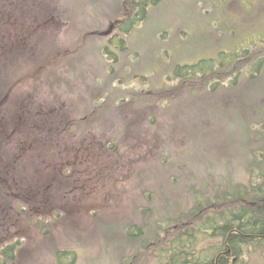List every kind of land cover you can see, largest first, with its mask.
<instances>
[{
    "label": "rangeland",
    "instance_id": "1",
    "mask_svg": "<svg viewBox=\"0 0 264 264\" xmlns=\"http://www.w3.org/2000/svg\"><path fill=\"white\" fill-rule=\"evenodd\" d=\"M128 1L0 0V38L15 43L13 54L0 56L6 113L21 100L33 110L35 100L46 99L85 138L112 144L116 168L113 179L97 176L94 192L81 185L85 195L62 197L45 154L14 142L27 137L24 116L21 128L4 136L6 167L18 179L45 177L52 188L35 206L1 198L2 246L17 248L0 264H59V251L73 256L72 264H157L165 235L158 223L187 212L195 194L261 184L251 165L262 159L264 167V70L251 82L209 90L178 83L172 72L194 71L190 64L202 60L198 68L229 64L245 46L264 55V0H159L126 34L112 23L125 19L118 10ZM46 126L59 132L60 124ZM16 204L26 207L21 215ZM131 228L143 232L133 237ZM208 241L196 254H210ZM238 264H264V245L245 250Z\"/></svg>",
    "mask_w": 264,
    "mask_h": 264
},
{
    "label": "trees",
    "instance_id": "2",
    "mask_svg": "<svg viewBox=\"0 0 264 264\" xmlns=\"http://www.w3.org/2000/svg\"><path fill=\"white\" fill-rule=\"evenodd\" d=\"M157 1L159 0H129V3H123L118 12L125 19L115 20L112 23L114 28L118 27L122 32L129 33L138 21H143L147 17L150 7L154 6ZM251 48L252 46L243 47L240 55H235L236 59L229 64H223L219 61V63H210L206 69L198 68L205 62L202 60L199 63L190 64V66H195L194 71L192 67H189L190 71L187 73L178 69L172 73L175 79H178V83L200 82L201 85L204 83L203 89L205 90L214 89L217 84L222 85L223 88H225L226 83L230 86L237 85L242 78L251 82L249 78H259L264 70V55L250 51ZM209 60L212 61V59ZM199 93L197 95H201V92ZM116 111L119 110L116 109ZM121 113L122 111L119 115ZM127 114L125 113V115ZM260 124L263 129L259 132H262L264 131L263 119L260 120ZM262 134L264 135V132ZM262 134L260 135L262 136ZM262 138L264 139L263 136ZM262 157L264 158V153ZM258 160H252L251 167L255 171L260 170L257 173L262 179H260L261 184L257 185L255 181L237 186L223 184L227 188L220 194L215 193L206 198L198 197V194H195V206L193 208L190 207L187 212H179L170 218H166L161 225L158 223L157 229L163 230L165 235L160 240L161 249L157 255V264H188L190 259H199L193 257L198 251V245L203 242L204 238L209 237L210 231H212V236L218 235L217 238L229 233L227 244L232 252L238 255L244 253L245 250H254L256 247L264 245V167L261 164L262 159ZM131 230L134 229L131 228ZM135 230L131 231L133 237H138L143 232L142 228ZM177 230L179 232L175 234L174 232ZM258 234H263V237L259 238ZM156 235H158L157 232L153 238H157ZM142 241L141 249L146 247L145 242ZM219 247L226 248L223 241L214 246L211 254ZM8 249L6 252L9 251ZM63 254V251L56 254L58 263L67 264L70 262L72 264L74 257L72 256L68 260L70 254ZM196 255L202 256L201 254ZM121 263H125L124 258Z\"/></svg>",
    "mask_w": 264,
    "mask_h": 264
},
{
    "label": "flooded vegetation",
    "instance_id": "3",
    "mask_svg": "<svg viewBox=\"0 0 264 264\" xmlns=\"http://www.w3.org/2000/svg\"><path fill=\"white\" fill-rule=\"evenodd\" d=\"M14 48L15 43L5 42L0 38V56L13 54L12 50ZM35 101L36 108L33 107V110H25V102L21 100L11 112L6 113L3 105L5 103L4 97L0 100V200L6 195L9 198L30 201L35 206L36 202H40L52 188V183L45 177H42L41 181L18 179L19 176L12 174L6 167L4 148H9L10 142H5L4 136L14 135L15 131H18V128L20 129L23 125L22 119L24 116L30 124H28L29 126H24L27 137L14 142L25 150L33 148L37 155L45 154L44 165L50 167L48 175L53 177L52 180L58 187L56 192L59 195L65 198L69 195L81 197L85 195L80 190L81 185H84L89 190L88 193L96 190L94 188L97 186V176L99 174L103 173L105 179L114 178L116 168L115 160L112 159V144H106L107 141L97 139L92 135L85 138V134L80 131L81 127L77 123L73 121L69 123L66 112L61 111L60 115H58V110L55 107L52 108L51 104L49 106L46 99ZM9 115L12 116V121ZM52 123L53 126L60 124L58 133L53 131V128L50 129L46 126V124L52 126ZM51 134V142L49 143L48 139ZM22 156L23 152L21 151L20 157ZM194 206L195 203L191 208ZM13 207L12 209L18 215H21V211L26 210V207H21L20 204H16ZM4 210V205L0 202V233H3L4 226L7 223L3 217L5 215ZM134 227L137 226L134 225ZM178 232L179 230L174 233L177 234ZM211 234L212 231L209 233V239H212V241H208L209 244H207L210 254L206 257L195 254L193 258L198 257L199 259H190L188 264H238L239 255L233 253L227 244L229 233L221 237L219 235L220 238L216 237L218 235L212 236ZM2 236L0 235L1 260L5 256L7 258L11 257L12 254L16 253L17 248V244L14 243L8 247L12 248L11 253L6 252L2 246ZM257 236L262 238L263 234H258ZM222 241L226 248L219 247L211 254L214 246ZM129 262H131V259H129Z\"/></svg>",
    "mask_w": 264,
    "mask_h": 264
}]
</instances>
